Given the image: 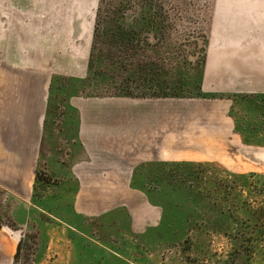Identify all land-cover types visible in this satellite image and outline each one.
I'll return each mask as SVG.
<instances>
[{
	"label": "crops",
	"instance_id": "crops-1",
	"mask_svg": "<svg viewBox=\"0 0 264 264\" xmlns=\"http://www.w3.org/2000/svg\"><path fill=\"white\" fill-rule=\"evenodd\" d=\"M37 9L33 1L0 0V219L5 223L48 229L43 219H49L57 229L88 240L94 233L101 242L92 240L88 250L106 255L115 254L109 240L118 243L121 237L130 246L129 263L149 264L136 256L137 244L160 245L167 227H176L166 219L160 193L142 189L139 175L145 168L193 163L213 165L228 177L264 176V0H215L204 96L63 97L61 130L70 144L64 160L56 151L51 79L80 78V56L61 37L40 33ZM38 170L56 184L44 196L34 190ZM59 201L67 203L66 210ZM5 223H0V264H13L19 238ZM85 259L84 264L110 261Z\"/></svg>",
	"mask_w": 264,
	"mask_h": 264
},
{
	"label": "rangeland",
	"instance_id": "rangeland-1",
	"mask_svg": "<svg viewBox=\"0 0 264 264\" xmlns=\"http://www.w3.org/2000/svg\"><path fill=\"white\" fill-rule=\"evenodd\" d=\"M28 1L38 3L40 33L53 35L56 41L61 37L80 56L78 79L89 75L87 83L97 82L96 87H101V82L115 78L125 65L127 81L119 91L130 94L128 98L187 100L205 95L204 62L215 0ZM97 2L101 12L95 23ZM126 57L134 60L126 65ZM62 78L53 89L57 96L77 94L85 98L80 90L72 93L60 88L70 77ZM93 97L99 98H86ZM62 115L60 108L53 127L56 151L64 160L70 144L61 130ZM139 177L144 178V191L160 193L166 219L176 229L167 227L156 242L160 245L145 249L137 244L136 256L150 259L149 264H264V176L228 177L213 165L170 164L145 168ZM41 183L35 182V188L42 196L56 185L49 180ZM58 204L66 210V202ZM43 222L48 229H15L10 220L7 224L0 219L1 224L13 228L9 230L21 243L13 264H84L91 255L110 260L107 264H131L126 259L131 256L127 254L130 246L124 245L121 237L118 243L109 240L115 254L106 255L88 250L92 240L101 242L96 234H90L88 240L57 229L55 221Z\"/></svg>",
	"mask_w": 264,
	"mask_h": 264
},
{
	"label": "trees",
	"instance_id": "trees-1",
	"mask_svg": "<svg viewBox=\"0 0 264 264\" xmlns=\"http://www.w3.org/2000/svg\"><path fill=\"white\" fill-rule=\"evenodd\" d=\"M100 6L98 5V2H97V7H96V10H95V16H94V20H95V23L98 22L97 19H99L100 17ZM98 17V18H97ZM95 23H94V31H95ZM94 31L92 33V38L94 37ZM93 45V43H92ZM113 57L111 56V59ZM131 58V57H130ZM128 57H126L124 59V61H126V65L130 62H132V60L134 59H130ZM110 59V60H111ZM88 68L90 69L91 68V59L89 57L88 59ZM128 68V67H126ZM125 68V65L123 67H121L119 69V71L116 73L115 75V78H112L111 76L108 77L106 79L105 82H101V87H96V83H87V76L86 78L84 79H78V78H72L70 77L69 80L66 79L65 80V83L62 84L63 86L65 85L66 87L63 89V90H68L69 92L72 91V93L75 91L77 92L78 90H80L82 93H84V96L85 98L86 97H91L92 95L93 96H97L99 98L101 97H131L130 94H123V93H120V89L124 83V81H127V78L126 77V74L128 75L127 71L128 69L126 70ZM63 81L64 79L62 77H59V76H53L52 79H51V90H50V107H54L53 109V112L54 114H56L58 112V110L61 108V106L63 105V102H64V99L63 97H60L58 98L59 96H57V94L54 93V96H52L53 94V89L55 87V84H60L62 82L60 81ZM57 81V83H56ZM89 84L93 85L92 88H89ZM89 88V89H88ZM90 90V91H88ZM85 92H87L88 94H85ZM105 93V94H103ZM56 95V96H55ZM77 96V94H69V95H66V96ZM79 96V95H78ZM54 97V98H53ZM65 97V96H64ZM51 110V109H50ZM49 112V111H48ZM193 163H177V164H172V165H176V166H188V165H191ZM165 165H170V164H161L159 166H165ZM230 176H233V175H230ZM235 177V176H234ZM37 181H41L42 183H46L48 181V179L45 177V175L41 174L40 172H36V182ZM35 186H34V190H35ZM21 243L19 242L18 245H17V249H16V253L14 255V260L16 258H18V256L20 255V248H21Z\"/></svg>",
	"mask_w": 264,
	"mask_h": 264
}]
</instances>
